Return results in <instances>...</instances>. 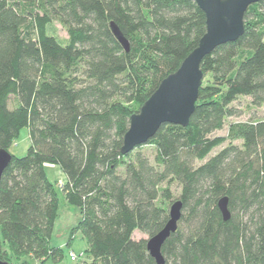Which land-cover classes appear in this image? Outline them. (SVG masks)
I'll return each instance as SVG.
<instances>
[{
  "label": "trees",
  "instance_id": "trees-1",
  "mask_svg": "<svg viewBox=\"0 0 264 264\" xmlns=\"http://www.w3.org/2000/svg\"><path fill=\"white\" fill-rule=\"evenodd\" d=\"M243 21L241 37L202 60L188 125H162L122 155L130 117L205 34L203 11L193 0H0V149L24 128L30 140L0 180V261L63 259L50 246L59 208L50 164L80 213L66 244L85 241L79 264H156L146 243L169 220L172 185L182 209L161 248L164 264H264V121L214 136L239 116L238 98L264 105V1ZM54 22L66 42L49 33ZM144 146L154 148L152 162Z\"/></svg>",
  "mask_w": 264,
  "mask_h": 264
},
{
  "label": "water",
  "instance_id": "water-1",
  "mask_svg": "<svg viewBox=\"0 0 264 264\" xmlns=\"http://www.w3.org/2000/svg\"><path fill=\"white\" fill-rule=\"evenodd\" d=\"M205 14L206 32L198 46L184 59L176 72L167 76L157 90L144 102L139 111L129 119V127L123 137L121 154L146 144L162 125L186 127L192 116L203 74L202 60L215 48L235 42L244 31V14L250 5L264 0H193ZM112 34L125 52L129 45L118 28L110 23ZM12 156L0 149V180ZM227 198L218 202L223 221H228ZM182 204L176 201L169 207V220L164 228L147 240L146 249L156 264H164L161 248L171 234L177 230ZM0 264H10L0 261Z\"/></svg>",
  "mask_w": 264,
  "mask_h": 264
},
{
  "label": "rangeland",
  "instance_id": "rangeland-1",
  "mask_svg": "<svg viewBox=\"0 0 264 264\" xmlns=\"http://www.w3.org/2000/svg\"><path fill=\"white\" fill-rule=\"evenodd\" d=\"M48 31L57 39L63 42L67 41L66 31L57 22H54L51 26H49ZM231 108L237 111L239 116L227 118L223 129L216 132L214 136L225 137L231 124L264 121V105L254 107L248 97L238 98L234 103H232ZM29 146L30 140L28 130L24 128L20 131L18 138L10 146L8 152L13 157L22 158L26 155ZM140 151L147 155L151 162L153 161V156L155 154L153 147L144 146L140 149ZM44 171L48 180L54 185L59 200L58 217L54 225L50 246L61 248L63 250V259L60 262L54 263L52 260H48L44 264H79L82 260L88 259L85 255H83L86 250L85 241L78 235L75 239H73L68 247L66 246L71 229L74 228L80 220L79 210L70 206L63 198L61 190L62 184L65 182L63 172L57 166L50 164H46L44 166ZM170 190L173 201L176 202L178 200L179 188L176 185H172ZM134 238L147 239L145 235L140 234L139 232L134 233ZM70 253L77 257L76 262L70 261ZM24 260L30 264H38L31 258H24ZM13 264L15 263L13 262Z\"/></svg>",
  "mask_w": 264,
  "mask_h": 264
},
{
  "label": "built area",
  "instance_id": "built-area-1",
  "mask_svg": "<svg viewBox=\"0 0 264 264\" xmlns=\"http://www.w3.org/2000/svg\"><path fill=\"white\" fill-rule=\"evenodd\" d=\"M69 258L71 262H76L77 261V257L74 256L72 253L69 254Z\"/></svg>",
  "mask_w": 264,
  "mask_h": 264
}]
</instances>
